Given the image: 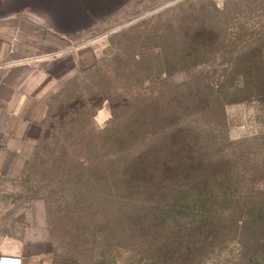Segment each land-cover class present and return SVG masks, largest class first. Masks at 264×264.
<instances>
[{
  "label": "rangeland",
  "instance_id": "obj_1",
  "mask_svg": "<svg viewBox=\"0 0 264 264\" xmlns=\"http://www.w3.org/2000/svg\"><path fill=\"white\" fill-rule=\"evenodd\" d=\"M75 49L2 194L41 263L264 264V0H131ZM197 164L208 198L154 199Z\"/></svg>",
  "mask_w": 264,
  "mask_h": 264
},
{
  "label": "crops",
  "instance_id": "obj_2",
  "mask_svg": "<svg viewBox=\"0 0 264 264\" xmlns=\"http://www.w3.org/2000/svg\"><path fill=\"white\" fill-rule=\"evenodd\" d=\"M131 0H0V258L42 264L39 233L2 195L25 173L44 141L48 101L75 47L105 29ZM9 213V214H8Z\"/></svg>",
  "mask_w": 264,
  "mask_h": 264
},
{
  "label": "trees",
  "instance_id": "obj_3",
  "mask_svg": "<svg viewBox=\"0 0 264 264\" xmlns=\"http://www.w3.org/2000/svg\"><path fill=\"white\" fill-rule=\"evenodd\" d=\"M264 78V77H263ZM257 91H255L256 94H258V90L261 89V87H264V80L263 79H256ZM253 88V90H256ZM192 166V165H191ZM189 168L187 172H182L181 174L184 175L186 180H189V184H187L186 187H177V186H172V187H164L163 190L155 191L154 193V199H158L161 202H164L166 199H170L176 203V201H183V200H199L203 201L206 198H208L209 194L207 191H205L203 187V179L199 181L200 178V172L198 170V164L194 165V167ZM202 177V176H201ZM147 186V185H146ZM146 187L143 185L139 186L136 185L135 187L131 188L127 192V198L129 200H133L137 197H139V194H144L145 192H148V190H144ZM144 196V195H143ZM147 196V194H145Z\"/></svg>",
  "mask_w": 264,
  "mask_h": 264
},
{
  "label": "built area",
  "instance_id": "obj_4",
  "mask_svg": "<svg viewBox=\"0 0 264 264\" xmlns=\"http://www.w3.org/2000/svg\"><path fill=\"white\" fill-rule=\"evenodd\" d=\"M0 264H19V260L12 259V258L1 257L0 258Z\"/></svg>",
  "mask_w": 264,
  "mask_h": 264
}]
</instances>
